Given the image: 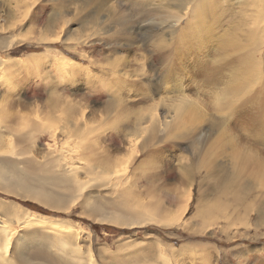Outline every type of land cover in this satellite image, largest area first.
<instances>
[{
	"label": "rangeland",
	"instance_id": "rangeland-1",
	"mask_svg": "<svg viewBox=\"0 0 264 264\" xmlns=\"http://www.w3.org/2000/svg\"><path fill=\"white\" fill-rule=\"evenodd\" d=\"M261 15L260 0H0V217L16 232L0 264H264Z\"/></svg>",
	"mask_w": 264,
	"mask_h": 264
},
{
	"label": "bare ground",
	"instance_id": "bare-ground-1",
	"mask_svg": "<svg viewBox=\"0 0 264 264\" xmlns=\"http://www.w3.org/2000/svg\"><path fill=\"white\" fill-rule=\"evenodd\" d=\"M206 2V1H205ZM260 2H262V15H261V23L264 25V14H263V11H264V2L262 0H260ZM187 9V8H186ZM164 26V25H163ZM169 27V26H168ZM164 29V28H163ZM199 33V32H198ZM2 62V63H1ZM3 63H6L4 61V59H0V65H2ZM62 66H63V69H70L72 68L73 66H76L78 67L77 64H74L73 62L69 61V60H63L62 59ZM61 68V67H60ZM154 117V116H153ZM150 118V122L155 118ZM153 123V122H151ZM30 128H31V133L29 134V136H35V134L37 135L38 133H40V127H38L36 124H31L29 125ZM29 128V127H28ZM27 129V128H26ZM46 130V129H45ZM51 141H49V143H45V147H46V156L48 157L49 156V159H57L59 162V171L63 170L65 167H67V170L70 169L71 170V167L68 166V163L67 161L64 159V157L62 156V154L60 153H57L56 150H55V145L54 144H51L50 143ZM16 152V151H15ZM13 156H10L14 161H22L23 159L21 158V154H18V153H11L10 155ZM46 199V198H45ZM39 200V199H38ZM158 212V211H157ZM34 220V219H32ZM37 220V219H36ZM43 222V221H42ZM40 220H37L35 223H32V224H29V222L26 220V219H21L18 221V224H21L20 226L23 228V229H31V228H35L37 225L39 226H42V223ZM118 225H126V224H122V223H119ZM12 226L10 224H8L5 219H3V217H0V258L2 257V254L5 253L7 254L8 253V250L11 249V246L12 245V239L15 237L14 235L16 234V232H14V230L11 228ZM51 231H49V233L52 235L54 234V240L58 241L59 238H60V234L62 233H59L56 232V230L54 228L50 229ZM70 231V230H69ZM67 233V232H66ZM71 233V231L69 232ZM34 235V234H33ZM22 234L19 235V239L22 238ZM59 237V238H58ZM73 238V237H72ZM53 241V240H51ZM19 244V240H17L14 248L16 250L17 246ZM4 255V254H3ZM9 255V254H8ZM6 257V256H5ZM5 257H2L5 259Z\"/></svg>",
	"mask_w": 264,
	"mask_h": 264
}]
</instances>
